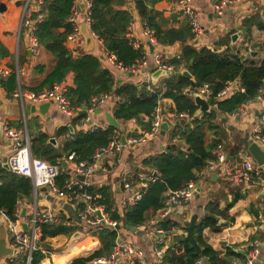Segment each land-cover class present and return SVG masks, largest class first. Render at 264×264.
<instances>
[{"label": "trees", "instance_id": "16d2710c", "mask_svg": "<svg viewBox=\"0 0 264 264\" xmlns=\"http://www.w3.org/2000/svg\"><path fill=\"white\" fill-rule=\"evenodd\" d=\"M91 1L93 20L91 29L103 41L105 50L115 54L117 61L124 67L129 68L136 64L143 57L144 48H134L128 36L134 16L128 8H121L127 0ZM158 1L134 0L142 21L148 22L157 42L162 46L180 42L182 50L179 56L167 61L174 67V76L164 77L162 83L156 86L155 92L149 91L146 83L119 82L110 68L103 66L102 60L92 53H80L77 56L71 53L67 46V37L74 31V23L70 18L75 9V0H43L44 18L38 23L35 32L41 45L56 60L40 89L52 87L55 83H63L69 73L74 74V84L68 86L67 97L71 105L80 111L72 118L73 127L87 116L92 98L103 93L114 94L118 98L113 111L116 120L120 122L134 120L145 132L152 128L154 111L159 101L163 98L174 101L173 107H166L163 111L164 120L169 122L170 111L178 115L169 130L170 144L165 151L143 159L142 165L153 171L151 174L153 178L144 180L147 186L139 200L128 205L121 213L115 206L110 185H89L81 190L92 195L91 206L103 207L108 218L119 225L123 222L138 227L147 223L157 216V211L164 206L169 193L197 180L195 172L201 171L209 160L218 157L217 152L221 150L225 140V134L221 132L222 129L216 122L217 116L221 113H233L243 104L255 99L264 85V59L260 65H246L239 54L229 52V47L220 51L217 46L214 49L196 46L189 22L179 28L168 27V19L154 9ZM23 4V0H18L21 10ZM35 16L36 14H33V17ZM243 25L250 32L254 27L264 30V20L259 13L247 17ZM229 40L230 36H227V39L220 40V45L222 43L228 45ZM7 55L9 50L0 41V56ZM182 68H186L190 76L182 74ZM37 69L43 72L45 66L38 64ZM2 81L7 92L13 93L18 86L15 70ZM232 81H239L240 90L226 98H219L218 93ZM205 83H208L212 90L209 99L211 109L198 116L196 113L199 106L192 93ZM189 90L193 92L189 94ZM182 114H186L187 117ZM28 128L34 156L60 166V174L56 178V183L60 187L71 178L62 164L63 158L68 157L69 153H74L76 162L91 163L95 153L108 146L120 132L115 125L97 127L93 131L75 129L73 133L71 128L66 126L57 131V137H63L58 147L51 142V136L39 126L35 127L34 131L33 125L28 123ZM67 133H70V136H66ZM141 134L142 132L136 130L131 136ZM174 143L175 145H172ZM239 150L240 147L238 152ZM32 190L30 178L15 174L0 163V214L5 212L11 219H19V200L22 196L30 198ZM236 201L237 198L230 201L224 209H220L219 201L216 199L207 205L209 214L194 227L195 238L202 249L201 254L197 253L190 242L182 238L179 243L167 246L164 263L194 264L199 256H204L208 258L210 264H232L227 258L234 252L228 248L221 254L205 240L203 232L206 228L220 229L218 216H227L226 213ZM84 207V202L79 204V209ZM159 225L170 232L174 227H178V223L170 219L160 220ZM117 227L105 223L90 227L88 232L98 237L100 248L74 259L70 264H89L97 257L109 256L118 244L121 227L119 229ZM77 230V226L71 224L70 218L62 216L58 223L41 225V240L43 242L47 237L71 235ZM86 248L82 244L74 243L72 252L56 257L55 260L62 264L79 252H84ZM45 256L42 250L35 251L32 264H41ZM45 264H48L47 260Z\"/></svg>", "mask_w": 264, "mask_h": 264}, {"label": "crops", "instance_id": "0c3cea01", "mask_svg": "<svg viewBox=\"0 0 264 264\" xmlns=\"http://www.w3.org/2000/svg\"><path fill=\"white\" fill-rule=\"evenodd\" d=\"M32 1V6L34 7L37 0ZM86 2L87 0H75V8L78 12L77 24L79 27L86 23L84 17ZM194 6L199 20L204 26L202 36L198 40L194 39L196 46H206L212 49L217 46L220 51H224L229 47V52L239 54L246 65L261 64L264 59V30L254 27L250 32L243 25V22L254 13L261 14L264 20V0H238L228 7L221 16L217 14L211 0H194ZM121 8L133 9L132 15L134 16V20L131 23L132 29L128 31L130 39L131 37L143 39V21L135 7L134 0H127V3ZM154 9L163 13L164 17L168 19V27L179 28L188 21L178 9V0H159L155 3ZM21 11L18 0H0V41L9 50V55L0 56V64L3 68H7L10 71L15 70L17 66L24 68L20 78L18 79L17 77V88L21 86L25 90H41L40 86L47 73L53 69L56 60L42 45L39 56L32 54L29 40L30 29L26 28L19 34ZM87 25L85 30L87 29L89 31L91 37L87 38L85 35L82 37L76 56L80 53H92L98 56L102 60L103 66L110 68L118 81L122 79V82L145 83L147 75H150L152 79V74L155 71L153 56L156 51H161L167 62L174 56H179L182 50V44L180 42L169 46H162L158 43L155 46L156 49L154 52L151 53L149 45L146 43L145 48L148 52V65L143 70L135 71L133 74L130 72L127 73V71L118 68L108 60L107 55L109 53L105 50L103 41L97 38V35L91 29V25L88 23ZM241 27L246 28V31H243L234 43L232 41V35L239 32ZM227 36H230L228 45L226 43L220 45V40L227 39ZM38 64L45 66L43 72L37 69ZM185 70L187 69L182 68L181 72ZM172 72L175 73L174 67ZM8 75L4 76L0 73V163L4 167L13 148V141L5 136L4 124L6 123L13 128L27 129L29 136L31 133L28 128V123L33 125L34 131L35 127L39 126L51 138H55L56 141L53 143L58 147L61 145L63 139L62 136L57 137V131L60 128L68 126L71 128L72 133L75 129H89L88 126L84 127L81 122L73 127L72 118L61 112L56 103L50 104L47 111H44L45 113L39 108L44 103L35 104V111L32 110L33 103L27 102L23 106L18 99L12 96V93L7 92V89L3 85L2 80L7 78ZM164 77L166 76H161L156 84L153 81L152 83L158 86L162 83ZM63 83L67 86H72L74 84V74L72 72L69 73ZM45 88L48 87H44L43 89ZM261 89L260 95L264 97V85ZM238 90H240L239 81H232L231 91L226 97ZM196 91L197 89L194 92L191 91V93H195ZM117 101L118 98L114 94H111L99 106V111L97 109L93 111L91 114V124L95 128H105L111 125L110 116L114 118L113 111ZM174 105V101L170 98H163L161 100L163 111L166 107H173ZM196 114L200 116L202 113H199L198 109ZM184 115L186 114H182V116ZM174 120L175 118H171L170 122L164 120L169 124V130ZM116 121L119 124L118 128L120 130L119 136L117 137H119L122 143V135L125 136L126 141L132 137V132L136 130L143 132L134 120L128 122ZM216 122L220 125L221 132L225 134L223 146H221V150L219 151L225 154L226 162L214 170L205 171L202 169L201 171L195 172L197 180H193V183L196 186V190L192 199L185 207L175 208L171 216L168 217V219L177 222L178 227H174L172 232L167 231L165 234L166 243L164 245V251H166L167 246L179 243L186 236L191 217L194 214L198 215L197 222L209 214L206 208L211 200H218L220 209H224L230 201L232 202L237 198V201L226 213L227 216H218L219 225H221L220 229L213 230L206 228L203 235L205 240L215 250L221 252V254H224L228 248L231 249L234 254L229 256L227 261L232 264L244 263L247 260L251 248L254 245L259 246L260 252L256 259V264H259L264 258V166L261 167L256 163L258 165L257 167L260 168L247 181L231 179L227 170L234 172L240 170L247 159L254 161L250 154L245 155V150L249 142L255 141L264 149V141L256 137V130L258 128H261L262 136H264V102L256 97L243 104L233 113L219 114ZM169 130L163 134L161 129L156 137L137 145H129L126 141L123 143L124 147L116 157L103 154L98 160L99 168L87 178V182L90 185L97 186L110 185L115 199V206L122 213L124 211L121 207L122 202L130 194L123 189L122 178L127 177L131 180L135 188L140 186L142 189L143 187L144 189L146 188L147 183L144 180L152 179L153 176L151 174L153 171L143 166L142 161L148 156L156 155L166 150L170 144ZM238 147H240L239 152ZM64 162L65 164H63ZM62 164L66 167V172L71 176L69 180L82 181L77 177L79 174L73 161H69L65 157L62 160ZM43 188H39L35 196L33 187L30 198L27 196L20 198L19 221L22 226H24L27 219L33 216L35 205L40 210H50L58 216L59 221L62 216H65L67 219L70 218L71 224L77 226L78 230H86L91 225L79 217V211L81 210L79 209V204L83 203L82 201H70L66 196L51 193L48 189L44 190ZM179 209H182V211ZM81 222L82 227H80ZM125 225L123 222L119 225L121 229L117 245L128 242L137 243L144 250L147 262L154 264L156 262L154 245L156 234L151 230H142L139 227H136V230H131ZM93 227L96 226L93 225ZM86 233L83 239L77 242V244H82L87 247L85 250H88V252H84L83 254H90L98 250L101 243L98 237L90 234L88 231ZM68 236L70 235L47 237L42 242L43 248L50 250L53 256H49L46 253V256L41 260V264H45L46 260L48 264H58L55 260L56 257H61L63 254L72 252L73 244L70 245L69 249H63L68 240ZM12 240V235L8 231L7 221L1 213L0 264H13L15 250L12 245ZM83 254L78 257H82ZM78 257L73 256L62 264H70ZM199 257L203 258L204 264H210L207 257Z\"/></svg>", "mask_w": 264, "mask_h": 264}, {"label": "built area", "instance_id": "2783aa9c", "mask_svg": "<svg viewBox=\"0 0 264 264\" xmlns=\"http://www.w3.org/2000/svg\"><path fill=\"white\" fill-rule=\"evenodd\" d=\"M238 0H211L218 15H223L228 7L236 3ZM23 9L21 15V21L19 24V34L26 28L30 29V51L34 56H39L41 52V43L36 36V29L39 22L44 18V13L42 12L43 0H37L36 5L32 6V0H23ZM178 9L180 13L187 18L194 39L198 40L204 31V26L199 20L198 13L194 6V0H178ZM92 1L87 0L84 10L85 22L89 25L92 24L93 20L91 17ZM77 9H74L73 15L70 21L74 23V31L70 33L67 37V46L73 55L77 54L80 46V40L82 39L80 35V27L77 24ZM33 14H36L33 17ZM144 26V38H132L131 44L134 48L143 47L144 55L143 57L133 66L127 68L124 67L120 62L117 61V57L113 53L107 55L108 60L117 66L118 68L125 70L127 72H135L143 70L149 63L148 52L146 51V43L151 42L153 45H158L157 39L155 37L154 31H152L148 25L147 21H143ZM132 29L129 26V31ZM97 38H99L97 36ZM100 39V38H99ZM101 40V39H100ZM154 70L157 69H167L173 70V67L168 64L165 60V56L161 51H156L154 53ZM24 68L17 66L15 72L18 79L23 73ZM13 71V70H11ZM7 68H3L0 64V73L4 76L11 72ZM148 77V78H147ZM145 83L147 84V89L151 92H155L156 86L152 83L150 75H147ZM231 91V82L218 93L219 98L226 97ZM262 89H260L257 97L264 102V97L260 95ZM68 86L65 83H55L52 87L41 89V90H25L19 86L13 93L12 96L18 99L24 106L27 102L33 104H41L45 102H53L57 104L58 109L66 114L67 116L73 118L75 117L80 109L74 108L68 97ZM201 95L204 99L209 101L212 95V90L208 83H205L195 92ZM111 94L103 93L98 96H94L91 101V106L88 108L87 116L81 121L84 127L89 128L93 131L95 127L91 124L92 118L91 114L95 109L104 103ZM171 118H176L178 115L174 112H169ZM187 117V115H184ZM164 121L163 110L161 107V100L155 108L154 119L152 122V128L149 132L143 131L140 136H132L129 138L127 143L129 145H137L143 143L150 138L156 137L161 131V125ZM26 127V126H25ZM257 138L264 141V136H262L261 128L257 130ZM5 136L13 141V148L8 156L5 164L9 166V169L18 175L29 177L32 180L34 187V194L37 195L39 188L46 187L51 193L59 194L61 196H66L70 201H82L85 203V207L79 211V217L87 221L92 226H98L100 224H108L113 227L119 226L116 221H112L108 218L107 214L104 213L103 207H93L90 204L92 195L87 192H81L83 188L89 186L87 178L92 175L98 168V160L103 154L110 157H116V155L122 150L124 144L121 142L119 137H114V139L109 143L108 146L102 148L95 153L94 159L91 163L86 162H75L74 153L68 155L67 159L73 161L79 175L85 176V180H67L63 187L58 186L56 183V178L60 174V166L58 164H53L47 160L35 157L31 149V140L28 135L27 129L23 128H13L7 123L4 124ZM70 136V133H67ZM218 157L216 159H211L208 161L207 166L204 168L205 171H210L219 168L226 162L225 154L218 151ZM258 165L252 160L247 159L244 162V166L240 170L232 172L227 170L228 175L231 179L241 181L250 180L257 171ZM122 187L125 191L129 192L128 196L122 202V209H125L128 205L134 204L142 196V187L135 188L134 184L130 182L127 177L122 178ZM196 190V186L191 181L188 186L168 194L164 206L157 211L158 215L151 218L147 224H142L138 226L142 230H151L156 234L154 241L155 252H156V262L154 264H165L164 263V245L166 243V233L167 231L159 225V221L163 219H168L171 216L172 211L175 208H182L192 199L193 194ZM7 221L8 231L12 235V245L15 250L13 256V264H32L33 253L37 250H42L45 254L53 256V253L43 248L41 240V225L50 223L55 224L59 222L57 215L53 214L50 210H40L38 206L35 205L33 216L27 219L24 225L27 229L21 225L19 219L14 220L6 215L5 212H1ZM137 227V228H138ZM260 249L259 246L254 245L248 253L247 260L241 264H256V259L258 258ZM89 264H149L146 260L144 250L135 242H128L124 244L117 245L111 254L107 257H97L89 262ZM194 264H204L203 258L199 257L196 259ZM259 264H264V258Z\"/></svg>", "mask_w": 264, "mask_h": 264}, {"label": "water", "instance_id": "95a60500", "mask_svg": "<svg viewBox=\"0 0 264 264\" xmlns=\"http://www.w3.org/2000/svg\"><path fill=\"white\" fill-rule=\"evenodd\" d=\"M130 11L133 14V9L132 8L130 9ZM87 26H88L87 23H84L83 26L80 27V35H81V37H83L84 35L87 38H90L91 37L89 31L87 29L85 30V27H87ZM243 31H246V28L241 27V30L239 32L234 33L232 35V41L234 43L238 39L239 35ZM148 45H149V48H150L151 53H153L154 50L156 49L155 45H153L151 42H148ZM130 73L133 74V72H130ZM181 73L190 76V72L188 70H185V71H183ZM161 76H171V77H173L174 76V73L171 70H167V69H157L152 74V81H153V83L156 84L157 81H158V79ZM119 82H122V79H119ZM188 93L190 94L191 91H188ZM193 96L195 98L196 104L199 106V113H203V112L209 110L210 104H209V102L206 99H204L201 95H199L197 93H193ZM52 103L53 102H45L44 104L40 105L39 108H40V110L42 112L47 111V108ZM32 110L33 111L36 110V105L35 104L33 105ZM97 110L99 111V109H97ZM138 119H140V117H138ZM110 122H111V125H115L117 127L119 126L118 122L112 116H110ZM161 128H162V133L165 134L169 130V124L166 121H164L162 123V125H161ZM121 139H122L123 143L126 142L124 135H122ZM55 141H56L55 138H51V142H54L55 143ZM172 145H175V143L172 144ZM247 154H250L251 157H253L254 162L257 163L259 166H261V167L264 166V149L257 142L251 141V142H249L247 144V149L245 150V155H247ZM63 164H65V162ZM5 167L7 169H9V166L7 164H5ZM77 177L80 180H82V181L85 180V176H83V175H78ZM43 189L44 190H47L46 187H44ZM179 210L182 211V209H179ZM197 220H198V215L197 214H194L191 217L190 225L188 227V231H187V234L184 237V239L186 241L190 242L195 247L197 253L201 254L202 253V249H201L200 245L198 244V242H197V240L195 238V235H194V227H195V225L197 223ZM125 226L127 228H130L131 230H136V227L135 226H132L130 224H126ZM119 227L120 226H118L117 228H119ZM24 228L27 229V226L24 225ZM79 236H84V234L81 231H78V232L75 231L74 234H72V237H71L70 240H72L74 238H78Z\"/></svg>", "mask_w": 264, "mask_h": 264}, {"label": "rangeland", "instance_id": "374dc122", "mask_svg": "<svg viewBox=\"0 0 264 264\" xmlns=\"http://www.w3.org/2000/svg\"><path fill=\"white\" fill-rule=\"evenodd\" d=\"M80 224V223H79ZM80 227H82V222H81V225H80ZM90 227H93V226H89V227H87V229L86 230H77V232L78 231H81L83 234H84V236L87 234L86 232L88 231V229L90 228ZM74 234V233H73ZM84 236H79L78 238H74V239H72V240H70L71 239V237H72V234L70 235V236H68V240H67V242H66V245L64 246V250H67V249H69V247H70V245L71 244H74V243H77V242H79V241H81L82 239H83V237ZM84 252H88V250H85ZM83 251H82V253L81 252H79V254H77V255H75V256H81V254H83L84 253ZM88 254V253H87ZM87 254H83L82 256H85V255H87Z\"/></svg>", "mask_w": 264, "mask_h": 264}]
</instances>
